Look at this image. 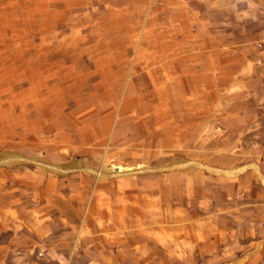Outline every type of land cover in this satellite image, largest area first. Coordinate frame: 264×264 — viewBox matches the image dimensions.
Masks as SVG:
<instances>
[{"label":"rangeland","instance_id":"obj_1","mask_svg":"<svg viewBox=\"0 0 264 264\" xmlns=\"http://www.w3.org/2000/svg\"><path fill=\"white\" fill-rule=\"evenodd\" d=\"M262 56L264 0H0V215L52 261L264 264V189L186 159L250 127L218 93Z\"/></svg>","mask_w":264,"mask_h":264},{"label":"crops","instance_id":"obj_2","mask_svg":"<svg viewBox=\"0 0 264 264\" xmlns=\"http://www.w3.org/2000/svg\"><path fill=\"white\" fill-rule=\"evenodd\" d=\"M234 60L237 66L234 71L236 79L242 78V75H248L254 81L255 85L248 96L250 107L244 110L238 105V99L243 95L242 90L236 88L230 93L228 88H221L218 93L221 98V110L226 113H234L237 117L241 113L242 115L244 113L249 114L248 123H250V127L244 130L242 124H240L241 121L240 123L238 121L234 122L236 123L235 138H233L234 141H231L227 133V125L224 124L228 121L221 120L220 145L219 149L215 150L214 157L211 153L212 149L206 146V141H204L203 149L198 150L200 153H197L195 148H191L186 152V159L189 163L195 159L196 155L200 157L201 165L205 168L210 167L208 161L212 158H214V162L219 163L220 169L225 172V175L230 176L225 183L224 180L221 183L222 188L227 192V196H230L231 193L228 180H235L238 189L243 193L250 189L249 185H243L246 178L251 179L252 186H260L264 189V56L253 62H241L238 61L240 60L238 58ZM233 62L229 58L221 59L220 74L225 75L228 64ZM205 90L203 93L206 95ZM232 100L236 104L232 103ZM189 108L186 110L189 111ZM224 125L226 134L223 131ZM201 156L203 159H201ZM190 169L191 167L188 170L181 171V174L189 173ZM261 199V197L253 198L252 206L254 208L264 207V200ZM4 205L12 207V203H8V205L0 203V206ZM249 220L254 226L253 230L263 236L264 231L260 227H264V215L254 214ZM26 225L17 216L0 215V264H72L67 262V256L62 252H57L55 254L56 260L52 261V259H49L47 251L37 249L35 234ZM251 252L252 256H255L259 250H252Z\"/></svg>","mask_w":264,"mask_h":264}]
</instances>
